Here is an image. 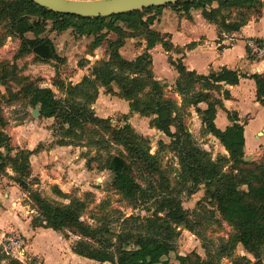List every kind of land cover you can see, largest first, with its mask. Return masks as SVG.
<instances>
[{
  "label": "trees",
  "instance_id": "16d2710c",
  "mask_svg": "<svg viewBox=\"0 0 264 264\" xmlns=\"http://www.w3.org/2000/svg\"><path fill=\"white\" fill-rule=\"evenodd\" d=\"M205 1H180L105 17H81L52 12L33 0H0V26L19 40L16 58L33 54L41 61L59 60L52 40L41 36L48 21L57 32L71 28L79 35L93 36L94 47L105 41L107 33L117 35L116 40L106 41L109 58L97 60L90 75L83 76L76 84H65L60 79L53 81L63 97H57L50 87L40 86L26 77H16L6 64L0 65V83L6 88L8 96L4 99L8 103L21 98L32 108L37 106L41 117L54 118L60 132L57 145L69 146L76 141L84 142L88 149L94 147L95 155L89 162L98 161L100 169L109 171V187L126 206L134 209L138 205H148L146 215H125L115 210L119 215L111 220L110 215L104 213L105 208L98 206L95 211L90 208L92 193H85L83 198L69 197L53 185L52 193L69 201L63 203L44 197L33 187L38 181L29 179L30 156L41 147L22 148L12 154L14 148L4 130L7 119L0 109V146H4V151L0 149V176L11 168L14 175L9 178L27 193L30 206L36 212L30 221L32 228L77 236L72 252L97 264H221L223 257L230 264H264V155L258 160H244L247 121L240 122L237 113L226 110L223 104V99L230 98L224 85L232 84L238 76L237 70L222 68L198 74L168 56L169 64L178 75L173 90L180 98L178 101L166 94L165 84L155 77L152 69L150 49L156 44L166 52L184 53L195 43L174 47L168 33L152 28L153 16L145 19L151 12L168 7L190 18V11L202 4L201 16L215 24L219 33L238 31L253 15L258 19L264 12V0H212L216 5L209 7L204 5ZM232 12L240 19H230ZM28 33L31 36H27ZM134 37L143 38L144 50L133 59H126L119 49L126 38ZM90 47L93 52L94 47ZM240 76L253 78L257 85L260 83L257 75L243 73ZM12 85L19 89L15 91ZM100 87L105 88L104 94L125 100L130 113L147 117L149 127L161 132L169 142L159 140L152 153L149 138L129 123V113H122L121 124H113L109 117L96 115L92 104L98 98ZM190 108L227 155L213 159L196 144L182 120ZM218 108L225 110L231 122L224 129L214 122ZM175 117L177 125L173 131ZM114 148L116 151L112 152ZM165 151L178 159L175 184L169 168L162 164ZM200 186L204 189L203 197L197 202L200 211L190 212L182 205V193L191 195ZM83 215L94 220L95 225L84 220ZM216 215L232 227L226 239L220 238L217 252L213 253L202 240L203 255L192 250L184 256L177 255L174 261L165 258L175 251V240L181 229L197 234L198 228L208 220H216ZM112 221L118 223V231L109 226ZM237 244H241L254 261L235 255ZM2 262L23 264L0 252V264Z\"/></svg>",
  "mask_w": 264,
  "mask_h": 264
},
{
  "label": "rangeland",
  "instance_id": "374dc122",
  "mask_svg": "<svg viewBox=\"0 0 264 264\" xmlns=\"http://www.w3.org/2000/svg\"><path fill=\"white\" fill-rule=\"evenodd\" d=\"M204 5L208 7L210 5L215 6L216 2L206 0ZM201 6L202 4H198V6H196V10L193 9V11L200 12ZM163 11L164 13H159L161 15L160 18L157 15V12H151L154 14L150 13L145 16V19H151V16H153L154 21L152 28L157 31H160L168 26L166 21L167 18H162L163 15L166 16L167 12L172 19L178 17L171 8L166 7ZM230 19H240V17H238L236 12H232ZM251 20H257L256 16L253 15L249 21ZM174 22L177 23V20L174 19ZM259 28L260 25L257 24L252 28V30L255 34H257ZM27 36H31V34L28 33ZM41 36L48 37L52 40L58 53L59 60L41 61L35 58L33 54H26L22 57L16 58L19 40L16 36L7 34L5 28L0 26V65H8L18 78L26 77L27 80H32L40 86L50 87L55 92L57 97H63V94L58 91L56 86L53 85L54 80L60 79L65 84L78 83L83 76L90 75L91 68L97 60L109 58V55L106 54V41H113L117 39L116 34L109 32L107 33L105 41L94 47L95 41L93 36L79 35L71 28L62 32H57L52 29L50 21L47 22L45 30ZM244 36H246V33H243V37L237 40L238 45L241 47L246 45V39ZM144 45L145 43L141 37L126 38L125 43L119 49V52L124 58L133 59L135 55L144 50ZM90 46L94 47L93 52L90 51ZM151 56H153L152 59H154L152 62L153 71L155 66L156 71H158L160 75L166 76V73L164 72L166 71V60L164 59V55L156 51L153 52ZM172 71L177 74V71L173 67ZM165 80V82H162L165 84L166 94L180 101L179 96L174 94V83H169L167 79ZM259 82L262 83H259L256 95L261 97L264 94V73L260 75ZM112 87L116 90L115 85H112ZM13 89L16 91L19 87L13 86ZM104 91L105 88L100 87L99 95L100 93L102 95V92L104 93ZM6 96H8L6 88L0 83V109L4 117L7 119V127L4 128V130L5 133H7L6 136L9 138L10 145L14 148L12 154H15L18 149H34L37 145H40V149L45 154V157H43L41 161L37 160V162L41 163L40 169H53L56 170V172H59L61 176L63 175L62 179L66 180L68 184L61 190L67 193L69 197L83 198L85 193H92L93 202H91L90 208L94 211L98 206L105 208L103 211L106 215H110L111 220L113 217L115 220V217L119 215V212H116L115 210H119L125 215H129L131 213L136 215L147 214L146 207L148 205H138L133 209L126 206L124 202L119 200V195H117L109 187L111 179L109 171L100 169L98 161L92 160L89 162L90 157L95 155L94 147L88 149L84 142L74 141V144L68 146L69 150H58L57 152L52 153L53 160L50 162L48 158V149L46 148L49 146H53V149L56 148V141L60 139L58 123H56L54 118H43L40 115L34 117L32 115V110L34 108L26 103L25 100L19 98L18 101L8 103L4 99ZM92 108L96 115L100 117H109L113 124L122 123V111L124 108L127 109L124 111L129 113V123L138 133L149 138L152 153L156 151L159 140H162L165 143L169 142V138L164 136L161 132L149 127V119L147 117H143L137 113H130L128 110V104L125 100L107 94L105 99L96 100L92 104ZM249 108L251 115L254 116L252 121L264 118L260 110L257 111V109L251 107V105ZM176 118L177 117L173 119L171 126L173 131L176 129L177 125ZM247 119L248 116H245L242 121H247ZM182 120L196 144L202 149L208 151L213 159H215L218 155H227V152L224 150L223 146H221L220 142L205 130L204 126L201 124L200 118L195 113L193 108H190L189 112L183 115ZM259 131L261 134L258 136L252 134V139L257 141L255 146L256 150L249 146L250 142L248 143L247 131V152H245V157H250L248 161L258 160L264 155V127H262ZM0 149L4 151V146L1 145ZM111 151L115 152L116 148ZM101 155H104V151H101ZM163 155L162 164H165L169 168L168 172L170 173L173 182L175 180L178 159L169 151H165ZM45 159L48 162H43L46 161ZM33 164L36 167L38 166L35 159H33ZM37 169H39V167H37ZM8 173L14 175L12 169L7 168L6 172L0 176V187L3 185L1 194L5 191L6 185H9V181L14 182L7 176ZM39 174V172L35 174L31 171L29 179L32 181V179L35 178L38 181V184H35L33 187L39 189L41 195L49 200H55L63 203H67L69 201L68 199L59 198L52 193L51 187L53 185L48 182L49 179L45 180L47 183L43 182L40 184V180L38 178ZM173 184L175 183L173 182ZM19 189L15 190L14 195H16L13 199L8 201L6 198L4 199V201H7V204H10L11 214L8 207L4 209L3 207H5V205L0 204V231L6 232L12 230L20 233L24 229V231L30 236L28 237L29 239L25 238L26 246L30 245L27 247L26 252L30 263L95 264V262H85L82 259L86 258L73 254L71 247L78 240L77 236L71 233L64 236L63 233L53 231L51 229L36 231L35 234L29 225V219L31 220V218L36 215V212L30 206L27 193ZM203 195L204 189L201 186L197 192L191 195H186L183 192L181 197L183 207L188 209L190 212H199L200 209L198 208L197 202L203 197ZM1 198L3 199V197H0V199ZM15 215H17V217H15ZM17 218H20V223ZM83 219L88 223L95 225V221L90 219L87 215H83ZM215 219L216 220L211 219L206 221L203 226L198 228L197 234H193L186 229H181L179 237L175 240V251L169 253L165 258L170 261H174L176 260L177 255L184 256L192 250H196L203 255L204 248L201 245L202 240L208 243V247L213 251V253L217 252V248L221 243L220 238L226 239L230 234L232 227L225 221H222L217 215ZM4 222H7V225H4ZM117 224V222L112 221L109 223V226L118 231ZM233 253L237 256H246L251 261H254V257L247 253L241 244L236 245ZM262 261L264 263V253ZM220 263L230 264L229 260L224 257L220 259Z\"/></svg>",
  "mask_w": 264,
  "mask_h": 264
},
{
  "label": "crops",
  "instance_id": "0c3cea01",
  "mask_svg": "<svg viewBox=\"0 0 264 264\" xmlns=\"http://www.w3.org/2000/svg\"><path fill=\"white\" fill-rule=\"evenodd\" d=\"M165 8L166 7L157 11V15L159 16V18L161 16L159 13L160 12L164 13L163 10ZM174 12L177 14L178 17L172 19L168 12L166 16L164 15L162 16L163 19L167 18L166 21L168 26L158 31L161 33H168L170 35V41L174 47L176 46L185 47L187 44L192 42H194L195 44L193 47H191V49H185L184 53H176L173 50L170 52H166L164 49H162L163 47L160 44H156L153 48H151L150 49L151 54L153 52L158 51L164 55V59L166 60V64H165L166 71L163 70L166 73V76L160 75L159 72L156 71L155 66L153 65L155 71L154 74H156L155 77L163 82H165L166 81L165 79H167L169 83H174L175 80L177 79L178 75L172 71L173 66H171L167 62L168 56H171L175 62L181 61L186 66L187 69L194 70L198 74H208L210 70L217 71L222 68L237 70L238 76L234 78L232 84L224 85V89H228L230 93V98L223 99V104L226 110L235 111L237 113L240 122L242 121V119H244L245 116H248L247 124L244 126V137H245L244 150L245 152H247L246 149L247 131H248V143L250 142L249 146L255 149L257 141H254L252 139V134L253 135L255 134L257 136L261 134L259 130H261V128L264 127V118L256 119L255 121H252L254 116L251 115L249 106L251 105V107L256 108L257 111L260 110L264 117V103L261 102L264 101V94L261 97H258L256 95L257 94L256 90H258L259 85L256 84L253 78L242 77L240 76V74L245 73L248 75H257L260 81V75L264 73V58L262 59L254 58L251 54H249L250 56H248L249 52H247L248 50L247 46L246 45H244V47L239 46L237 40L243 37V33H246V36H244L246 42L248 39H261L262 40L261 42L264 43V13L257 20L248 21V23L242 26L238 31L219 33L216 25L206 21L201 16V13L198 11L191 10L190 18H188L185 15L179 14L176 11ZM174 19L177 20V23L174 22ZM257 24L260 25V28L257 34H255L252 28L255 27ZM153 60L154 59H152V62ZM106 96L107 95L102 92V95L100 93L97 100L105 99ZM124 110L127 109L124 108L122 111L125 114L126 111ZM214 122L216 126L220 129H224L227 125H230L231 123L227 118V114L225 110L221 108H218ZM55 147L56 148L54 149L53 146H49L48 148H46L48 149V153H49L48 158L50 162L51 160H53L52 153H55L58 150H64V151L69 150L68 146H59L56 144ZM40 151L30 156L31 171L34 172L35 174H37V172L40 173L38 176L40 180V184L43 182L47 183V181L45 180L49 179L48 182H50V184L58 186L60 189H63L68 184L66 180L62 179L63 175L61 176L59 172H56V170L53 169L50 170L40 169L41 163L37 162V160L41 161V159L45 157L43 151L42 152ZM33 159L36 160V163L38 164L37 167H39V169H37V167L33 164ZM43 162H48V161L46 160ZM10 175L12 174L8 173L7 176L9 177ZM1 187H0V197H3V199L2 198L0 199V204L5 205V207H3L4 209L8 207L9 208L8 210H10V206H9L10 204H7V201L15 197L16 195V194L14 195L15 190H18L19 187L17 184H15V182L9 181V185L8 186L6 185V189L2 194H1V190L3 189V185ZM5 198L7 199V201H4ZM10 214H11V210H10ZM15 217H17V215H15ZM18 221L20 223V218L18 219ZM30 221L31 220L29 219V225H30ZM4 225H7V222H4ZM43 230H44L43 228H35V229L32 228V231H34L35 234L36 231H43ZM20 233L25 238L30 237L24 231V229ZM82 260H84L85 262H95V264H97V262L93 260H88V259H82Z\"/></svg>",
  "mask_w": 264,
  "mask_h": 264
},
{
  "label": "water",
  "instance_id": "95a60500",
  "mask_svg": "<svg viewBox=\"0 0 264 264\" xmlns=\"http://www.w3.org/2000/svg\"><path fill=\"white\" fill-rule=\"evenodd\" d=\"M34 3L55 13L71 14L81 17H105L154 6L167 5L180 1L193 0H33ZM32 115H39L38 107L32 110ZM250 157H245L248 161Z\"/></svg>",
  "mask_w": 264,
  "mask_h": 264
},
{
  "label": "built area",
  "instance_id": "2783aa9c",
  "mask_svg": "<svg viewBox=\"0 0 264 264\" xmlns=\"http://www.w3.org/2000/svg\"><path fill=\"white\" fill-rule=\"evenodd\" d=\"M249 54L254 58H264V43L256 41L255 39H248L246 42ZM0 252L6 257H11L23 264H28L29 258L27 256V246L25 237L15 231H0ZM4 264V262H2Z\"/></svg>",
  "mask_w": 264,
  "mask_h": 264
}]
</instances>
